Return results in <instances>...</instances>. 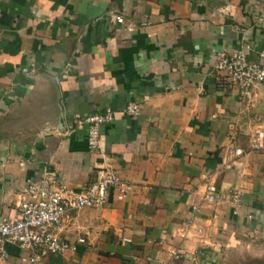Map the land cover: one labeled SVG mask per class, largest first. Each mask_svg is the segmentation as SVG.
Wrapping results in <instances>:
<instances>
[{"label": "crops", "instance_id": "1", "mask_svg": "<svg viewBox=\"0 0 264 264\" xmlns=\"http://www.w3.org/2000/svg\"><path fill=\"white\" fill-rule=\"evenodd\" d=\"M250 43L264 51V0H0V218L45 172L80 189L109 164L133 189L70 211L56 233L76 250L41 264H221L264 238V87L213 68ZM106 108L89 151L75 121ZM7 253L0 264H29Z\"/></svg>", "mask_w": 264, "mask_h": 264}, {"label": "built area", "instance_id": "2", "mask_svg": "<svg viewBox=\"0 0 264 264\" xmlns=\"http://www.w3.org/2000/svg\"><path fill=\"white\" fill-rule=\"evenodd\" d=\"M115 20L122 23L120 15ZM220 76L246 91L254 84L264 87V51L254 44L232 53H219L213 65ZM140 111V103L129 101L124 113L135 116ZM115 119L112 109L86 116L75 121L76 126L86 125V145L89 151H99L100 131L103 126ZM262 133L257 132L252 146L259 147ZM234 154H240L237 149ZM134 185L124 177L117 175L109 164L96 170V177L85 188L74 189L55 179L52 173L29 180L19 191L15 206L16 215L12 218H0V262L7 257V245H16L21 251V262L41 264L49 254H63L67 250H76V244L60 237L56 229L70 211L84 207H100L114 194L116 200L124 199ZM205 199L213 202L218 194L215 183L207 181L204 185ZM231 202L240 201V192L230 194ZM193 211L197 208L192 206ZM83 244L85 239L79 237Z\"/></svg>", "mask_w": 264, "mask_h": 264}, {"label": "rangeland", "instance_id": "3", "mask_svg": "<svg viewBox=\"0 0 264 264\" xmlns=\"http://www.w3.org/2000/svg\"><path fill=\"white\" fill-rule=\"evenodd\" d=\"M221 264H264V238L247 237L226 250Z\"/></svg>", "mask_w": 264, "mask_h": 264}]
</instances>
